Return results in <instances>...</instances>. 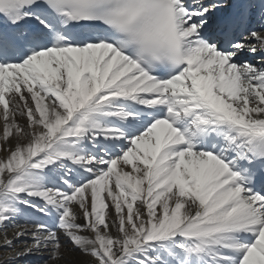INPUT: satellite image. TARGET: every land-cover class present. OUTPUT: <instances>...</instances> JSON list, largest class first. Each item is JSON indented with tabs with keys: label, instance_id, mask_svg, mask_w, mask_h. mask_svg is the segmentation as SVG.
I'll return each instance as SVG.
<instances>
[{
	"label": "snow or ice",
	"instance_id": "1",
	"mask_svg": "<svg viewBox=\"0 0 264 264\" xmlns=\"http://www.w3.org/2000/svg\"><path fill=\"white\" fill-rule=\"evenodd\" d=\"M0 230V264H264V0H0Z\"/></svg>",
	"mask_w": 264,
	"mask_h": 264
},
{
	"label": "bare ground",
	"instance_id": "2",
	"mask_svg": "<svg viewBox=\"0 0 264 264\" xmlns=\"http://www.w3.org/2000/svg\"><path fill=\"white\" fill-rule=\"evenodd\" d=\"M3 230H0V232H2ZM14 229L9 228L8 229V237L12 238ZM0 243H2V240H0ZM22 243V242H21ZM65 243L67 244V248L71 249V244L67 242V240H65ZM47 256V254H45ZM5 259V256L3 254L2 251H0V261H3ZM89 258L87 256H85L83 253L79 252V251H70V250H66L64 253V257L62 259L59 260H48L47 263L44 262L43 259H37L35 261H19L17 262V264H83L84 261H87ZM39 262V263H38Z\"/></svg>",
	"mask_w": 264,
	"mask_h": 264
}]
</instances>
